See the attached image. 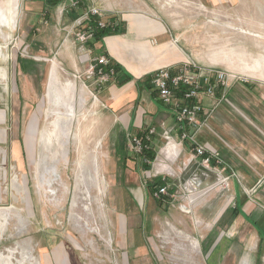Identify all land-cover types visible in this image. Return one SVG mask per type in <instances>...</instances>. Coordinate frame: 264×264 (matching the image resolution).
Masks as SVG:
<instances>
[{
  "label": "rangeland",
  "instance_id": "obj_1",
  "mask_svg": "<svg viewBox=\"0 0 264 264\" xmlns=\"http://www.w3.org/2000/svg\"><path fill=\"white\" fill-rule=\"evenodd\" d=\"M114 1L95 0V5L106 8ZM124 1L128 4L122 9L128 15L140 12L161 23L162 36L182 51L184 63L227 73L226 95L215 113L217 127L209 134L224 152L223 176H234L253 199L255 187L264 188V0ZM6 8L7 4L0 6ZM18 12L12 34L0 29V108L22 109L18 132L23 127L32 139V151L24 172L10 155L0 162V260L7 264H208L207 256L226 253L224 262L214 264H236L231 255L247 245H237L235 226H226L234 214L229 183L210 189L216 172L200 173L198 164L187 162L191 152L186 144L177 162L166 163L157 172L155 159L166 141L152 142L153 151L143 156L132 153L128 142L130 161L138 162L139 182H122L124 170L110 140L119 129L113 127L102 98L107 84L94 88L80 67L67 70L56 55L66 33L64 38L57 35L43 17L41 31L27 35L28 19L23 18L21 6ZM36 37L48 45L42 43L46 51L42 56L35 55L36 46L29 47ZM147 40L155 45L152 37ZM80 56H85V66L96 57ZM53 63L61 84L76 85L75 110L70 111L71 122L67 121L69 138L56 157L55 144L40 143L54 130L55 113L65 112L47 98ZM221 93L216 88L213 103ZM205 100L209 101L205 98L202 103ZM174 133L179 141L178 132ZM144 160L151 162L147 170ZM131 164L125 167L128 176L134 172ZM94 165L105 190L102 185L79 182L92 177ZM238 175L249 178L241 180ZM149 184L155 188L166 184L167 194L154 199Z\"/></svg>",
  "mask_w": 264,
  "mask_h": 264
},
{
  "label": "crops",
  "instance_id": "obj_2",
  "mask_svg": "<svg viewBox=\"0 0 264 264\" xmlns=\"http://www.w3.org/2000/svg\"><path fill=\"white\" fill-rule=\"evenodd\" d=\"M116 1L107 5L106 8H102L95 5V0H82L77 8L63 12L61 11V4L59 2L51 4L42 0H18L17 10L13 13L12 0H0V6L7 4V8L10 11V15L3 14L1 18V22L8 21V25L0 24V29H5L11 34L17 29L20 15L18 9L20 6L24 14L23 18L28 19L25 30L27 35L30 33L35 35L36 32H40L41 29L39 28H43L41 19L45 17L49 21L53 32L55 31L57 35L63 38L66 33L65 41L58 47L57 59L59 58L62 65H66L67 70L81 69V73H83L86 64L85 56L81 58L80 55L83 54L76 42L68 36V30L71 27L72 21L85 13V8L98 7V10L101 9L106 12L105 16L101 17V20L106 25H111L113 29L118 27V32L114 35L105 36L100 41H89L87 48L90 50V54H94L96 57L105 55L110 60V67H115L119 70L118 73H115L117 77H114L106 85L107 89L104 90L102 98L105 102V107L108 109L107 113L110 114L113 127L119 129L110 140H113L115 143L114 154L119 157L122 171L124 170L121 175V181L134 183L139 182L137 177V172H139L137 169L138 162L136 160L134 162L130 161L127 149L128 138L133 135L141 137L148 128L154 127L156 133L152 141L159 144L161 141H166L163 139V134L170 132L169 130L174 126L172 112L158 100V96H156L153 90L152 83L150 82L151 74L160 68H172V70H175L185 60L182 51L179 52L170 42V39L168 40L162 36L164 31L161 23H157L150 17L143 16V13L140 12L128 15L127 11L122 9L128 4L127 1ZM92 19L94 20L93 22L98 21L97 18ZM46 20L43 22L44 24H46ZM11 23L12 28L9 27ZM148 37L155 39V45H152L147 40ZM44 40L40 41L37 37L31 38L29 47L33 45L39 49L35 52V55L42 56L45 54L46 51L42 43L46 44V48L48 45ZM50 70V76L53 75L57 79V70L54 63ZM129 78L130 80H127ZM68 83L74 84L73 81ZM74 86L76 90V85L74 84ZM203 103L207 106V108L205 107L206 110H210L208 108L212 105L213 101L205 100ZM79 105L82 104L79 103ZM55 106L58 109H62L57 104ZM71 110H75V102ZM216 112L214 110L210 115V119L206 122L208 126L199 134L198 139L201 143L208 145L223 159V150L218 147L219 145L210 136L211 133H215L214 129L217 127ZM22 114V109L20 108H0V162L4 163L7 161L4 155L6 157L10 155V160L15 162L18 170L24 172L25 165L29 161V154L32 151L29 148V143L32 139L29 140L27 134L23 133V127L18 132L19 124L22 121ZM170 134L173 139H176L174 131H171ZM160 151L154 164L157 172L165 166L164 164L177 162L181 156L180 154L183 153L174 144L168 147L164 145ZM190 157L191 155L189 159ZM189 159L188 161H190ZM192 162L198 164L197 160H193ZM128 163H132L131 166L135 165L134 172L131 171L129 176L125 171ZM198 167L200 173L204 172L199 165ZM238 176L241 180L245 181L248 177V175ZM215 182L217 183V178H215ZM216 183L212 184L209 188L217 187L219 184ZM227 183H229V203L232 204L234 214L226 222V226L229 224L235 226L237 245L239 242L247 245L245 250L239 246L237 253L231 255L232 258L230 260L231 262H236V264H264V188L255 187L253 191L254 197L253 199H249L247 194L240 189L238 182L234 181L233 178H230ZM192 185L189 186L193 187ZM1 192L0 190V200L2 196ZM223 257L228 258V255L226 253L225 255L214 254L212 258L210 255V257L207 256V262L208 264H214L219 260H221L220 262H224Z\"/></svg>",
  "mask_w": 264,
  "mask_h": 264
},
{
  "label": "built area",
  "instance_id": "obj_3",
  "mask_svg": "<svg viewBox=\"0 0 264 264\" xmlns=\"http://www.w3.org/2000/svg\"><path fill=\"white\" fill-rule=\"evenodd\" d=\"M49 2L51 0H42ZM55 1V0H53ZM61 4V11L67 12L70 9L77 8L81 0H56ZM85 13L72 21L68 30V36L74 40L82 52L91 55L87 48L89 41L93 39V35L97 29L104 28L106 24L101 20L105 16V11L98 10L94 7L85 9ZM97 18L96 26L88 25L92 19ZM83 76L92 80L91 84L94 88L100 85L109 84L115 77L114 68L110 67V60L105 56L93 58L84 68ZM227 73L222 70H216L212 67L198 66L192 61L180 64L175 70L172 68H160L151 74L150 82L153 90L158 96V100L172 112L173 128L169 131H176L178 140L173 139L170 132L163 134L166 140L165 146L171 144L178 146V150L182 151L184 144L188 146L191 152L190 161H198V165L204 171H214L217 175V183L219 185H227V181L234 176H223L226 164L223 159L211 149L208 145L201 143L198 139L199 134L205 129L206 122L210 115L225 97V90L228 87ZM216 88L223 91L221 99L217 103H212L210 110H206L202 101L207 98L215 99ZM156 133L154 127H150L143 136L133 135L128 138L130 151L136 155H144L152 152L150 144ZM161 152V151H160ZM158 158V157H157ZM155 159V161L157 160ZM144 163L150 165V160H144ZM146 164L143 166L146 167ZM167 194V185L155 188L152 197L161 200Z\"/></svg>",
  "mask_w": 264,
  "mask_h": 264
},
{
  "label": "bare ground",
  "instance_id": "obj_4",
  "mask_svg": "<svg viewBox=\"0 0 264 264\" xmlns=\"http://www.w3.org/2000/svg\"><path fill=\"white\" fill-rule=\"evenodd\" d=\"M11 6H12V12L15 13V11L17 10V7H18V0H12ZM3 14L10 15L9 9L8 8H6V10L0 9V24L8 25V21L1 22V18L3 16ZM12 23H13V21H12ZM12 23L9 26L10 28H12L11 27ZM4 57H6V56H4ZM48 85H49V88H48V92H47V98L49 100H51V102H53L54 104H57V105L63 107L65 112L62 115H59V114L55 113L56 116H58V118L54 122L55 123V125L53 126L54 130L53 131L51 130L50 133L48 132L49 134L47 136L42 137L40 139V143L43 144V145L55 144L56 148H55L54 145L53 146L55 148L54 149L55 150L54 151V156L56 157L60 153L61 148H63V146L65 145L64 143L67 141L66 140L64 142V140L69 138V130L70 129L67 128L68 127L67 126V121L71 122V120H72V116L70 114V111H71V109L73 107V103H74L73 96H74V93H75V86H74L73 83L61 84L59 82L58 78L56 79L55 77H53V75L50 76ZM46 148H47V146H46ZM57 151H59V152H57ZM64 161H66V159ZM93 172H94V174L92 175V177L90 176V178L89 177H86L85 179H82V178L79 179L78 178L79 180H81L79 182H81L82 184L91 183L92 185H98V186L102 185L103 186L102 189L105 190L104 180H102L100 178V173L98 172V168L95 165L93 167ZM80 175H82V174H80ZM82 176H84V175H82ZM190 203L193 204L194 201H191ZM190 245H191V243H190ZM0 262L2 264H7L3 259L0 260Z\"/></svg>",
  "mask_w": 264,
  "mask_h": 264
},
{
  "label": "trees",
  "instance_id": "obj_5",
  "mask_svg": "<svg viewBox=\"0 0 264 264\" xmlns=\"http://www.w3.org/2000/svg\"><path fill=\"white\" fill-rule=\"evenodd\" d=\"M53 2L55 3V2H58V1H56V0L55 1H53V0L49 1V3H51V4H54ZM93 21L94 20L91 19L87 24L88 25H91V26H96L95 25V22H93ZM116 32H118V27H115L113 29V27L111 25H106L104 28H100V29H97L95 31L92 40H94V41H100L101 38H103L105 36L114 35ZM114 70H115V73H118L119 72V70L117 68H115ZM115 77H117V75ZM127 80H130V78L127 79ZM149 153H151V152H149ZM151 158H153V157H151ZM147 168H149V166H146L145 167L146 170H147ZM155 186L156 185H154V184H149V189L153 191L155 189Z\"/></svg>",
  "mask_w": 264,
  "mask_h": 264
}]
</instances>
